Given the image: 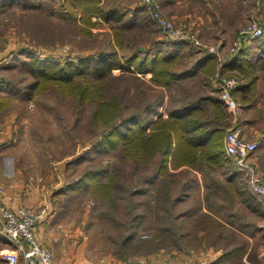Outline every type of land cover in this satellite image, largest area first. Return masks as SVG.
Returning <instances> with one entry per match:
<instances>
[{
  "label": "rangeland",
  "instance_id": "374dc122",
  "mask_svg": "<svg viewBox=\"0 0 264 264\" xmlns=\"http://www.w3.org/2000/svg\"><path fill=\"white\" fill-rule=\"evenodd\" d=\"M225 8L239 26L235 38L233 33H226L227 54L231 57L237 55L231 48L249 22L264 26V0L231 2ZM99 9L101 13L84 22L79 12L69 10L66 0L0 2V108L1 116L12 125L14 141L8 152L16 171L20 169L28 185L48 196L51 207L58 211L56 218L62 221L61 232L73 235L77 253L88 264H264V237L259 233L264 218L263 212L256 210L262 203L246 193V174L236 175L228 158L224 166L211 163L210 170L207 166L173 170L169 176L172 183L167 187L171 190L169 200L162 180L155 187L146 186L147 192L136 200L144 201L140 212L148 206L152 208L147 217L139 219L137 228H133L136 236L127 243L124 241L131 221L126 198L118 199L112 210L92 196L89 190L93 185L89 190L57 195L88 169L104 166L110 171L119 170V181L128 189L124 195L130 196L139 183L138 176L143 178L155 168L156 161L147 168L138 166L134 152L127 157L109 150L101 139L111 128L101 121L100 114L103 106L110 104V113L117 110L123 117L134 115L143 104L162 101L165 85L150 76L138 78L116 70L100 78L103 71L95 64L87 63L84 73L78 72L76 66L81 65V57L89 55L99 58L116 53L122 58L146 49L153 59L155 51H162L168 39L140 0H101ZM107 12L116 15L107 21L103 16ZM181 26L204 44L196 31ZM192 49H197L196 45ZM167 51L156 65L163 72V81L169 79L165 70L174 67L161 59L169 56ZM217 55L214 79L220 78L219 65L226 60L222 53ZM36 61H50L57 66L51 76L40 77L33 73ZM70 63L74 65L69 69L72 80L61 81L54 72L61 67L68 69ZM252 75H261L264 87V63L253 68ZM230 76L247 78L245 73ZM182 98L179 88L170 94L171 101ZM215 112L207 111L202 119L215 116L224 123L234 118L227 109V114ZM236 113L241 114L240 108ZM262 115L259 110L254 113L257 119ZM166 120L174 134L170 126L177 121ZM213 126L217 127H209ZM220 128L209 153H220L223 148L230 128ZM248 139L257 143L255 138ZM81 157L84 160L76 162ZM100 181L108 182L107 177Z\"/></svg>",
  "mask_w": 264,
  "mask_h": 264
},
{
  "label": "crops",
  "instance_id": "0c3cea01",
  "mask_svg": "<svg viewBox=\"0 0 264 264\" xmlns=\"http://www.w3.org/2000/svg\"><path fill=\"white\" fill-rule=\"evenodd\" d=\"M241 1L161 0L163 13L178 24L196 31L204 44L196 46L197 49H192L194 44L190 42L168 39L164 41L162 51L161 49L155 51L153 59L148 49L137 50L120 58L121 65L128 71L123 69H116V71L138 78L152 77L151 67L157 64L164 51L168 50L169 56L161 59L169 65L174 64V67L170 71L165 70V76L168 78L172 76V78L165 85L164 99L159 100V103L155 101L147 103V107L150 106L149 109L142 113L140 118L133 117L132 122H137V126L147 122L151 128L161 116L167 119L171 115L172 120L175 121L191 120L194 122L192 134L195 140L200 139V133L203 130L200 127L201 123L216 124L217 127L213 126L212 129L218 131L221 130V126L235 127L240 129L246 138L257 140V150L253 160L258 169L264 173V115L259 119L254 117L256 110L264 114V87H261V75H252V69H257L264 63V38L250 41L245 49L238 52L239 55L231 57L227 54L229 44L225 42L226 33H233L235 38L239 29L237 23L233 18L231 19V13L227 12L226 4L229 7L231 2L237 4ZM222 6L225 9H221ZM248 7L250 10L249 4ZM209 48H214L215 52L209 51ZM218 52L226 58L219 65L221 78L232 77L230 75L240 73H245L247 76L246 79L245 77L241 79L233 77L236 80V86L232 93L241 114L233 119L230 118L229 121H223L224 123L221 122L223 119L215 116L202 119L205 113L207 115V111H223L227 114L226 107L219 100L220 80L214 79ZM175 88H179L183 96L179 101L170 99V94ZM170 104L172 105L169 107ZM1 114L2 109L0 108V184L4 189L5 204L14 209L48 206L51 209L49 216L36 229L39 241L53 252L56 264H88L83 255L80 252L77 253L78 248L76 249L72 241L73 235H65L61 232L62 221L56 218L58 211L53 210L48 202V196L41 193L42 190L39 191L36 187L28 185L20 169L16 171V164L13 163L8 152L10 144L14 141L10 133L12 125L10 121L4 120L5 117ZM222 147L220 153L205 154V158L215 163L214 166H224L227 162L224 141ZM201 151L203 148L200 149ZM240 174L244 173L240 172L237 175ZM244 190L246 191V188ZM259 233L264 237V226H259ZM12 248L13 245L5 236L0 223V264H6L4 254Z\"/></svg>",
  "mask_w": 264,
  "mask_h": 264
},
{
  "label": "trees",
  "instance_id": "16d2710c",
  "mask_svg": "<svg viewBox=\"0 0 264 264\" xmlns=\"http://www.w3.org/2000/svg\"><path fill=\"white\" fill-rule=\"evenodd\" d=\"M1 1L2 0H0V2ZM100 2L101 0H66L69 10H75L76 12H79L82 15V20L84 22L88 21L90 18H92V16H95V14L101 13L99 9ZM115 15L116 14H114V12H107L103 16L104 19L108 21L113 19ZM236 54L239 55L238 52ZM36 62V67H34L33 73L37 76L39 75L40 77L51 76V70L57 66L50 61ZM80 62L81 65L76 66V70L78 72H82V70L85 68L84 66L87 63H93L99 70L103 71L100 78H105L107 74L116 69L128 71V69L121 65L120 58L116 53L102 55L99 58L89 55L85 56L84 58L81 57ZM156 65L158 64H153L151 67V71L153 73L152 79L156 82L167 85L170 82L169 79H171L172 76H170L166 81H163V72L162 70L158 71L160 70V67L157 69L158 66ZM73 66V63H70L68 65V69L66 68L65 70L62 67L57 68L54 73H57L58 77H61V81H70L72 78L71 75H69V69ZM38 72H40V74H38ZM82 73H84V71ZM219 75L221 76L220 72ZM220 78H218V80H220L219 83L223 79ZM1 99L2 102L4 99ZM108 106H103L100 118L101 121H103V123L108 125V127L111 129L109 132L105 131L103 133V138L101 139L102 143L106 144L109 150L118 151V153H122L127 157H131V153L134 152L138 160V166L142 165L144 168H147L150 163L153 164L156 161L154 166L155 168L151 173H147L143 178L138 176L139 183H137V187L134 192H129L130 196L124 195L126 191L128 192V189L126 190V188L119 181L121 177L119 170L115 169L114 171H110L104 166L88 169L78 181H75L72 185H69L67 188L61 190L57 195H66V193L70 192L71 190H89L88 187L93 185L92 189L89 190L92 196L98 201H103L112 210L116 208L115 203L118 199L126 198L130 204V211L128 212V215L131 221L128 228L129 236L125 237L124 241V243H127L131 242L132 238L136 236L133 228H137L139 219H144L147 217L150 212V208H152V206H148V208L143 209V211L140 212L139 209H142L144 201L139 199L136 200V197L144 195L145 192H147L146 186L152 185L155 187L160 182V180H162V185H166L163 190L167 191V200H169L171 190L167 187H169V185L172 183V181L169 179V176H171L173 172L184 166H207V169L210 170V164L212 163V160L205 158V154H210L208 151L209 148L213 146L212 140L220 131L209 127V123H201L200 127H202L203 130L200 133V139L197 138V140H195V137L192 134L194 130V122L191 120H178L175 124H171L172 126L169 125L171 131H174V134H172L168 129V122L164 116H161L151 128H149L147 122L142 123L139 126L136 125L137 122H132L133 117L138 119L141 117L142 113L149 109L150 106L147 107V103L143 104L142 107H140V109L134 113V115H128L124 117L119 114V111L117 110L116 112L114 110L112 113H110ZM168 118L173 119V116H168ZM201 148H203V151L200 152ZM90 152L91 151L89 150L86 152V154ZM84 158L85 157L78 158L76 162H81V160H84ZM238 171L241 173L243 172V170L235 166L236 175L239 174ZM101 177H107L108 182L106 183L100 181ZM245 183L247 184L246 193L251 194L250 198L262 203V206H257L256 210L263 212V198L255 194L250 189L247 180ZM163 190L160 191V196ZM119 193H122L121 196L118 195Z\"/></svg>",
  "mask_w": 264,
  "mask_h": 264
},
{
  "label": "built area",
  "instance_id": "2783aa9c",
  "mask_svg": "<svg viewBox=\"0 0 264 264\" xmlns=\"http://www.w3.org/2000/svg\"><path fill=\"white\" fill-rule=\"evenodd\" d=\"M140 2L167 39L201 45L190 30L165 16L161 0H140ZM262 38H264V26L257 21H251L240 31L231 52L234 55L245 49L250 41ZM209 51L215 52V49L209 48ZM235 86L234 78L225 77L219 87V100L234 118L237 117L238 109V103L232 93ZM224 149L226 157L246 174L250 189L264 198V173L258 169L253 160L257 143L246 138L240 129L232 127L225 134ZM50 212L48 206L17 209L8 207L4 202V189L0 184V223L5 236L13 245V248L4 254L6 264H56L53 252L43 245L36 235L37 227L46 220ZM199 264L209 263L201 261Z\"/></svg>",
  "mask_w": 264,
  "mask_h": 264
}]
</instances>
